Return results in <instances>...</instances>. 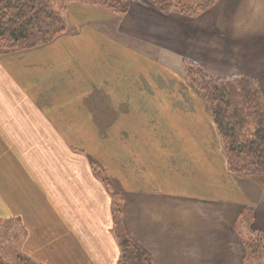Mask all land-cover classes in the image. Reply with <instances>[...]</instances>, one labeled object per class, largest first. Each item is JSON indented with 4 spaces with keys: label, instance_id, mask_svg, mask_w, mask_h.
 Wrapping results in <instances>:
<instances>
[{
    "label": "crops",
    "instance_id": "0c3cea01",
    "mask_svg": "<svg viewBox=\"0 0 264 264\" xmlns=\"http://www.w3.org/2000/svg\"><path fill=\"white\" fill-rule=\"evenodd\" d=\"M184 16L147 0L124 16L74 1L67 32L0 55V97L33 100L8 110L19 136L35 138L44 123L71 150L45 167L30 155L17 169L2 164L0 218L24 223V247L50 249L40 253L48 264H117L118 227L154 264H252L245 240L264 233V186L229 171L184 59L253 78L264 95V0H218ZM88 100L111 107L92 110ZM93 164L121 196L118 225L112 188Z\"/></svg>",
    "mask_w": 264,
    "mask_h": 264
},
{
    "label": "trees",
    "instance_id": "16d2710c",
    "mask_svg": "<svg viewBox=\"0 0 264 264\" xmlns=\"http://www.w3.org/2000/svg\"><path fill=\"white\" fill-rule=\"evenodd\" d=\"M75 0H0V55L49 43L69 30L67 12ZM164 14L175 10L196 15L218 0H149ZM118 16L127 14L129 0H81ZM189 82L200 89L222 139L228 169L264 186V96L253 78L213 75L202 65L184 59ZM104 183L112 188L103 170L93 164ZM115 223H120L121 196L112 188ZM118 227V226H117ZM117 230V228H116ZM120 256L117 264H154L150 255L118 227ZM252 264H264V233L250 232L245 240ZM18 264H35L19 257ZM0 264L8 263L0 253Z\"/></svg>",
    "mask_w": 264,
    "mask_h": 264
},
{
    "label": "rangeland",
    "instance_id": "374dc122",
    "mask_svg": "<svg viewBox=\"0 0 264 264\" xmlns=\"http://www.w3.org/2000/svg\"><path fill=\"white\" fill-rule=\"evenodd\" d=\"M75 1H81V0H75ZM133 1L135 0H129L130 6ZM170 13H177L181 16H184V14H181L175 10L170 11ZM115 16H118V15H115ZM51 42L43 43L39 46H35L32 48H28V49H23L20 51L32 50L37 47L50 44ZM20 51H17V52H20ZM17 52H13V53H17ZM13 53H10L8 55H11ZM159 53L160 52L158 51L157 55H160ZM173 61H174L173 58H169V63H173ZM187 82L191 84L189 80H187ZM3 83L5 82L2 81V75L0 71V86L1 87H3L2 86ZM5 85L8 86L7 83H5ZM6 93L7 95L6 94L1 95L3 98L0 97V116L3 114L2 111L5 112L6 114L5 119L0 117V177L2 173L3 163L11 164V166L14 165L15 168L17 169L20 166L19 163L23 162V160L28 158V155H30L29 159L40 161L42 163V167L48 166L49 162L55 161V160L56 161H67L69 159L71 160V150H69V147L66 146V143L64 142L65 138L55 137L52 131L50 132L47 129L43 128L44 123H43V127H39L36 130L35 138L24 136V135H23L24 137L19 136L20 128L17 127V124L15 123V121H11L12 120L11 115H13L15 112L8 111V110L9 108L11 110H14L13 105L14 106L25 105L24 108L26 110L31 109L33 100H30L29 102L27 100V102H25L24 104V100H16V99L9 98V93H10L9 90H7ZM57 101L58 100H37V102L40 105H43L45 102L53 103L54 105L53 108H55ZM87 103H89V106L92 108V110H95L97 108H102V110L104 109V112H106L108 111V108L111 107L108 100H105L104 104L102 100L101 101L88 100ZM75 140H77V142L81 144L82 146V138H77V139L75 138ZM33 142H36L37 145L34 146ZM28 143L29 145H27ZM30 145H32V147H29ZM31 149H34L37 152H29ZM75 151H80V150L76 148ZM21 156H23V160H18L19 158H21ZM47 170L48 169H46L45 171ZM1 187L2 186H1V178H0V191H1ZM0 211H1V206H0ZM116 231H118V228ZM28 236H29L28 227L24 223L19 221L18 219H12V218L1 219L0 218V253L3 255V257L8 263L18 264L20 260L19 257L22 256V257L30 258L35 264H48L46 256L40 254L42 251H45L48 249L32 250L30 248L24 247L25 240L28 238ZM117 244L119 245L118 239H117ZM48 251L50 252L51 250L49 249ZM34 253H37L38 256H35ZM89 264H103V261H99V262L91 261Z\"/></svg>",
    "mask_w": 264,
    "mask_h": 264
}]
</instances>
